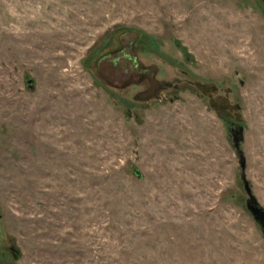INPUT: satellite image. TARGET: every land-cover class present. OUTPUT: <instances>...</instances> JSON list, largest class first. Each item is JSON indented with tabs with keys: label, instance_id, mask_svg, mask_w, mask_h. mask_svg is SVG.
Listing matches in <instances>:
<instances>
[{
	"label": "rangeland",
	"instance_id": "obj_1",
	"mask_svg": "<svg viewBox=\"0 0 264 264\" xmlns=\"http://www.w3.org/2000/svg\"><path fill=\"white\" fill-rule=\"evenodd\" d=\"M226 120L264 208V0H0V264H264Z\"/></svg>",
	"mask_w": 264,
	"mask_h": 264
},
{
	"label": "water",
	"instance_id": "obj_2",
	"mask_svg": "<svg viewBox=\"0 0 264 264\" xmlns=\"http://www.w3.org/2000/svg\"><path fill=\"white\" fill-rule=\"evenodd\" d=\"M28 83H31V82L28 81ZM225 123L227 125V131L232 137V147H234L236 153L238 154V158L240 161V166H241V171H242L241 180L243 182V190H245L248 196L247 201H246L247 209L250 212L254 221L259 226V230L262 233L263 238H264V208L263 207L261 208L259 204H257V202L255 201L254 196L252 195V191L249 188L248 181L246 180L245 175H244L246 161H244L241 147H240V144L243 141V134H244L243 128L235 124L232 121L226 120ZM135 173L138 174L136 171Z\"/></svg>",
	"mask_w": 264,
	"mask_h": 264
}]
</instances>
